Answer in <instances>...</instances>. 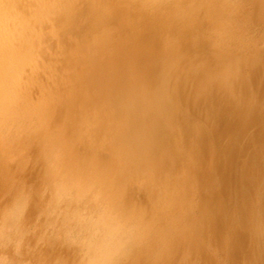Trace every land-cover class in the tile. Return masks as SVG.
<instances>
[{"label": "rangeland", "instance_id": "obj_1", "mask_svg": "<svg viewBox=\"0 0 264 264\" xmlns=\"http://www.w3.org/2000/svg\"><path fill=\"white\" fill-rule=\"evenodd\" d=\"M263 60L264 0H0V264L86 261L99 217L68 205L71 190L53 204L46 168L63 153L77 178L108 174L105 207L140 223L105 264H235L234 248L241 264H264V119L243 145L228 140L251 77L262 87L247 99L264 100V67L248 68ZM226 69L245 84L210 98L215 111L204 97Z\"/></svg>", "mask_w": 264, "mask_h": 264}, {"label": "bare ground", "instance_id": "obj_2", "mask_svg": "<svg viewBox=\"0 0 264 264\" xmlns=\"http://www.w3.org/2000/svg\"><path fill=\"white\" fill-rule=\"evenodd\" d=\"M17 53V52H16ZM191 55V54H190ZM5 56V55H4ZM29 56V55H28ZM158 58V57H157ZM153 61V60H152ZM172 61V60H171ZM160 62V61H159ZM165 62H166V60H165ZM20 63V62H19ZM252 63V62H251ZM261 64V65H260ZM249 65V64H248ZM261 67V68H263L264 67V60H263V62L261 63H259V64H253L251 67H248L249 68V72H250V76H252V74L254 75V71H258V67L259 66ZM166 66V65H165ZM172 66V65H171ZM221 66V65H220ZM226 66V65H225ZM143 67V66H142ZM156 67V66H155ZM173 67V66H172ZM210 67V66H209ZM212 67V66H211ZM241 67V66H240ZM154 68V67H153ZM219 68V67H218ZM164 69V68H163ZM209 69V68H208ZM214 70H216V69H214ZM213 70V71H214ZM264 70V69H263ZM235 72V71H234ZM240 73V72H239ZM165 74V73H164ZM215 74L218 76V78H220L221 79V81L219 80H214V82L213 81H211L210 83H212V84H210L211 86V90H210V92H208V95H206L204 98H208V102L207 103H211V104H209V108L210 109H212V110H217V109H213L215 106H214V104L215 103H213V101H209V99L211 98L212 100H214L216 97H221V95L222 96H224V97H226L227 96V98L228 97H230V95L231 94H233L234 92H235V90H236V88H238L239 87V85H241V83H244L245 84V78L243 79L242 78V75L240 76H238L237 77V75L234 73H232L231 72V70H229V69H226V70H224V71H222V70H219V71H215ZM214 74V75H215ZM188 76V75H187ZM191 76V75H190ZM244 76V75H243ZM249 76V77H250ZM189 77V76H188ZM248 77V78H249ZM208 78V77H207ZM252 79H253V77H251ZM109 79V78H108ZM197 79H198V77H197ZM206 79V78H205ZM215 79V78H214ZM239 79V80H238ZM252 79H250V84H248V86H249V91H248V93H253L254 91L256 92V91H259L258 89L259 88H261L262 86H261V84H259L258 82H255V80H252ZM178 80H180V79H178ZM186 80V79H185ZM207 80V79H206ZM206 80H204L205 82H206ZM212 80H213V78H212ZM179 82V81H178ZM182 81H180V83H181ZM194 82V81H193ZM192 82V78H190V79H187L186 81H185V84H183L182 85V87L185 89V91L187 90V93H188V91H189V89L190 88H193V87H190V83H193ZM249 82V81H248ZM203 83V82H202ZM206 83H208V82H206ZM192 85V84H191ZM209 85V84H208ZM206 86V85H205ZM129 87H131V86H129ZM204 89H205V87H203ZM247 88V87H246ZM132 89V88H131ZM197 89V88H196ZM202 89V88H201ZM210 89V88H209ZM208 89V90H209ZM248 89V88H247ZM205 91H206V89H205ZM183 92H184V90H183ZM198 92H199V90H198ZM204 92V91H203ZM247 92V91H246ZM248 93L246 94V93H243L242 95H241V98L239 99V101H237V103L239 102V103H241L242 104V107L240 108H238V111H237V113H238V117L239 118H237V120H235L236 121V127L234 128V126H233V130L235 131L236 130V132H235V134H233V131L231 130L230 131V139H228L229 140V142L231 143V145H230V148H233V147H236V145L237 144H242L243 142H246V139H245V136H244V131L245 130H247L248 129V127H254L255 126V124H253V123H256V122H258L259 120H261V119H264V107L263 106H261V103L262 102H264V100H258V101H254L253 99H250V97L248 98L250 101H247L248 99H247V97L249 96L248 95ZM197 94H200V92L199 93H197ZM207 94V93H206ZM0 95H1V93H0ZM3 96H4V93H3ZM181 96V95H180ZM185 96V95H184ZM197 96H199V95H197ZM196 96V97H197ZM201 96H204L202 93H201ZM237 97V96H236ZM5 98V97H4ZM3 98V99H4ZM184 98H186V97H184ZM214 98V99H213ZM190 99V98H189ZM196 99H199V100H201V99H203V97H198V98H196ZM195 99V100H196ZM229 99V98H228ZM185 100V99H184ZM218 100V99H217ZM217 100L215 99V101L217 102ZM220 100V99H219ZM10 101V100H9ZM220 101H222V100H220ZM228 101V100H227ZM227 101H224V102H226V105H227ZM192 102V101H191ZM194 102V104H195V101H193ZM192 102V103H193ZM188 103V102H187ZM200 103H201V101H200ZM204 103V102H203ZM206 103V104H207ZM8 104V103H7ZM202 105V104H201ZM204 105H205V103H204ZM229 105V104H228ZM239 105V104H238ZM200 106V105H199ZM206 106V105H205ZM205 106H203V108H202V112H203V114H204V111H206V109H205ZM222 106V105H221ZM221 106H218L217 108H218V110L221 108ZM225 106V105H224ZM176 107V106H175ZM188 107V106H187ZM196 107H198L197 105H196ZM227 107V109L229 108V106H226ZM225 107V108H226ZM195 108V107H194ZM208 108V109H209ZM236 108V107H235ZM222 109V108H221ZM230 110V108L228 109V111ZM191 111V110H190ZM199 111V110H198ZM224 111V110H223ZM223 111L221 110V113L223 114ZM227 111V112H228ZM232 111V110H231ZM230 111V112H231ZM235 111V110H234ZM233 111V112H234ZM25 112V111H24ZM28 112V111H27ZM219 112H220V110H219ZM219 112L217 113L218 115H220L219 114ZM170 113V112H169ZM197 113V112H196ZM207 113H208V115L210 114L209 112H208V110H207ZM213 113V112H212ZM211 113V114H212ZM232 113V112H231ZM195 114V113H194ZM213 114H215V113H213ZM225 114V113H224ZM230 114V113H229ZM19 115V114H18ZM201 115V114H200ZM205 115H206V113H205ZM227 116H228V114H226ZM233 115V114H232ZM9 116V115H8ZM17 116V115H16ZM16 116H15V118H16ZM25 116V115H24ZM32 116V115H31ZM160 116V115H159ZM209 116H211V115H209ZM209 116H207L208 117V119H209ZM217 116V115H216ZM222 116V115H221ZM223 116H225V115H223ZM19 117V116H18ZM23 117V116H22ZM27 117V116H26ZM192 117V116H191ZM235 117V116H234ZM0 118H1V116H0ZM24 118V117H23ZM143 118V117H142ZM146 118V117H145ZM159 118V117H158ZM204 118V117H203ZM215 118V117H214ZM139 119V118H138ZM157 119V118H156ZM201 119H202V117H201ZM200 119V120H201ZM229 119V118H228ZM33 120V119H32ZM205 120H207V118H205L204 119V121ZM209 120H211V119H209ZM26 120L24 119V121H22V122H25ZM34 121V120H33ZM156 121V120H155ZM158 121H159V119H158ZM215 121V120H214ZM206 122V121H205ZM207 122H208V120H207ZM218 122V121H217ZM251 122H252V126H250L251 125ZM264 122V121H263ZM1 123V122H0ZM212 123V122H211ZM210 123V124H211ZM214 123V122H213ZM231 123V122H230ZM22 124V123H21ZM137 124V123H136ZM142 124V123H141ZM207 124V123H206ZM225 124V123H224ZM248 124H249V126H248ZM23 125V124H22ZM33 125V124H32ZM208 125V124H207ZM231 125V124H230ZM33 126H35V125H33ZM13 127V126H12ZM140 127V126H139ZM209 127H211V126H209ZM216 127V126H215ZM214 127V128H215ZM218 127V126H217ZM34 128V127H33ZM205 128V127H204ZM223 128H224V126H223ZM1 129V128H0ZM7 129V128H6ZM14 129V128H13ZM15 129H17V128H15ZM35 129V128H34ZM213 129V128H212ZM218 129V128H217ZM221 129H222V127H221ZM223 130V129H222ZM7 131V130H6ZM9 131V130H8ZM133 131H135V129L133 128ZM224 131H226V130H224ZM12 132V131H11ZM15 132V131H14ZM16 132H17V130H16ZM39 132V131H38ZM3 133V132H2ZM154 133V132H153ZM200 133V132H199ZM218 133V132H217ZM5 134V133H4ZM7 134V133H6ZM5 134V135H6ZM58 134V133H57ZM147 134V133H146ZM232 134H233V136H232ZM263 134L264 133H262V137H263ZM20 135V134H19ZM252 135V134H251ZM13 136V135H12ZM67 136V135H66ZM3 137V136H2ZM5 137H8V136H5ZM4 137V138H5ZM16 137H17V135H16ZM19 137V136H18ZM23 137V136H22ZM203 137V136H202ZM13 138V137H12ZM68 138V137H67ZM211 138V137H210ZM234 138V139H233ZM254 138H256V137H254ZM264 138V137H263ZM8 139V138H7ZM10 139H11V137H10ZM18 139V138H17ZM16 139V140H17ZM46 139V138H45ZM44 139V140H45ZM57 139V138H56ZM192 139V138H191ZM243 139H245V140H243ZM259 139V138H258ZM6 140V139H5ZM51 140V138L49 139V141ZM55 140V139H54ZM208 140V139H207ZM242 140V141H241ZM264 140V139H263ZM12 141H13V139H12ZM46 141V140H45ZM210 141V140H209ZM228 142V141H227ZM9 143H10V141H9ZM45 143V142H44ZM70 143V142H69ZM221 143H223V142H221ZM259 143V142H258ZM192 144V143H191ZM212 144H213V142H212ZM262 144V143H261ZM16 145V144H15ZM149 145V144H148ZM205 145V144H204ZM227 145V144H226ZM229 145V144H228ZM243 145V144H242ZM254 145V144H253ZM258 145V144H257ZM45 146V145H44ZM66 146V145H65ZM145 146V145H144ZM220 146V145H219ZM47 147V146H46ZM64 147V146H63ZM242 147H244V148H246L245 146H242ZM264 147V146H263ZM4 148V147H3ZM16 148V147H15ZM44 148V147H43ZM68 148V147H67ZM80 148V147H79ZM55 149V148H54ZM57 149V148H56ZM55 149V151H57V152H60V151H58V150H56ZM241 149V148H240ZM40 150V149H39ZM46 151V150H45ZM94 151V150H93ZM112 151V150H111ZM148 151V150H147ZM262 151V150H261ZM48 151H46V153H47ZM66 152V151H65ZM138 152V151H137ZM151 152V151H150ZM264 152V151H263ZM6 153V152H5ZM51 153V152H50ZM55 153V152H54ZM68 153H70V152H68ZM243 154L244 152H240V154ZM250 153V152H249ZM45 154V153H44ZM171 154V153H170ZM231 154V153H230ZM230 154L228 155V156H230ZM233 154V153H232ZM231 154V155H232ZM236 154V153H235ZM240 154H238V155H240ZM245 154V153H244ZM47 154H45L44 156H46ZM58 155H60V156H56L55 158H54V156H52V158L50 159V158H48V160H49V163H48V165L49 164H51V168L50 167H47L46 169H47V173L49 174V178L51 177L52 178V190H53V193H54V195H53V198H52V201H53V204L55 205V204H61L62 202H63V198H65V196H63L64 194H65V191H68L71 195V199L67 202L68 203V205H75V207L77 208V209H80V207H84V208H86L87 210H89L90 211V213L91 212H93V215L94 214H96V215H98V217L99 218H97L96 220H94L93 221V224H92V227H90V228H92V230L90 229V231H91V233L90 232H88V233H90V235H88L89 237H87V238H89V240H88V242H90V243H88L87 241L86 242H84L83 240V243H87L86 244V247H85V249L87 250V258H85L86 259V261L85 262H83V264H105L106 262H110V261H114L113 259L115 258V256L116 255H118V254H120L121 253V250H122V248H124L125 247V245H127V244H129L128 242H129V240L131 241L132 240V238L134 237V234H136L137 232H138V230H137V228H138V226H139V224H135L134 225V227L132 226V228H130V227H126V221L128 220V219H130V218H133V219H135V216H132L131 214H133L134 215V213H131L132 211H129L130 209H128V210H122L121 208H123V206L121 207V208H118L117 206H115L114 207V203H112V205L111 206H113L114 208H112V209H109L110 207H108V208H106L105 207V201L107 202V200L108 199H110V198H112V199H115V190H116V188H113V186H111V181L109 180V177L107 176V175H105L104 173L102 174V172L99 170V166H97L96 167V169H94V167H93V169H91L92 171H90V170H88L87 172H89V173H85V172H83L82 173V175H81V177L79 176V173H78V178H77V174H76V171H75V169L74 170H72L71 168L69 169V171H67V167H68V163L67 162H69L68 161V157H69V155L67 154V153H63V154H58ZM100 155V154H99ZM251 155V154H250ZM264 155V154H263ZM51 156V155H50ZM241 156V155H240ZM247 156V155H246ZM245 156V157H246ZM253 156H255L254 154H253ZM47 157H49V156H47ZM100 157V156H99ZM243 157V156H242ZM250 157V156H249ZM252 157V156H251ZM71 158V157H70ZM98 159H100V158H98ZM106 158H104V160H105ZM45 160V159H44ZM66 160H67V162H66ZM91 160V159H90ZM253 160V159H252ZM103 161V160H102ZM241 161V160H240ZM251 161V160H250ZM264 161V160H263ZM120 162V161H119ZM260 162V161H259ZM79 164V163H78ZM118 164V163H117ZM255 164V163H254ZM77 165V164H76ZM103 166V165H102ZM235 166V165H234ZM87 167H90V165L89 166H87ZM108 167V166H107ZM113 167V166H112ZM237 167V166H236ZM101 168V167H100ZM106 168V167H105ZM234 168V167H233ZM233 168H232V170H233ZM103 169V168H102ZM67 171L68 172V174H66V173H64V171ZM79 170H80V168H79ZM78 170V171H79ZM109 170V169H108ZM231 170V171H232ZM243 170V169H242ZM249 170V169H248ZM84 171H85V169H84ZM105 171V170H104ZM231 171H230V173H231ZM43 172V171H42ZM223 172V171H222ZM47 173H46V175H47ZM63 173H64V175H65V177H64V175H63ZM84 173H85V175H84ZM101 173V174H100ZM108 173V172H107ZM233 174H235V173H239L238 171L237 172H235V171H233L232 172ZM240 174V173H239ZM45 175V176H46ZM63 175V176H62ZM231 175V174H230ZM233 176V175H232ZM44 177V176H43ZM63 177V179L61 180V183L59 182L58 183V181H57V178H62ZM235 177H236V174H235ZM21 178V177H20ZM48 178V179H49ZM74 178V179H73ZM111 178V177H110ZM243 178V177H242ZM54 179V180H53ZM227 179V178H226ZM124 180V179H123ZM236 180V179H235ZM49 182H51V181H49ZM48 182V183H49ZM62 182H64V184L67 186V188H65L64 187V185H62ZM124 182V181H123ZM245 182V181H244ZM6 183V182H5ZM111 183V184H110ZM216 183H217V181H216ZM45 184V183H44ZM233 185V184H232ZM46 187V186H45ZM214 187V186H213ZM232 187V186H231ZM234 188H238V187H235V186H233ZM239 187H241V185L239 186ZM144 188V187H143ZM240 189V188H239ZM21 190V189H20ZM67 192V193H68ZM116 193H118L117 191H116ZM237 193V192H236ZM18 194H19V192H18ZM50 194H51V190H50ZM241 194V193H240ZM240 194H239V196H240ZM38 195V194H37ZM15 197V196H14ZM48 197V196H47ZM52 197V196H51ZM18 198V197H17ZM116 198H117V196H116ZM67 199V198H66ZM66 199H65V201L64 202H66ZM238 199V198H237ZM68 200V199H67ZM116 200V199H115ZM228 200H230V199H228ZM245 201V200H244ZM110 202V201H109ZM113 202V201H112ZM12 203V202H11ZM21 203H23V201L21 202L20 201V199L18 198L17 199V202L16 203H13V204H15V208L14 209H11L10 211L12 212H10L9 213V215H8V218L6 217V223H5V225H8L12 220H14V219H17L16 217H17V215H16V212H18L17 210H18V208H21L22 206H20L21 205ZM66 203V204H67ZM108 203V202H107ZM225 204V203H224ZM48 205V204H47ZM54 205H52V209H54ZM229 205V204H228ZM260 205V204H259ZM108 206H110V205H108ZM104 209H103V208ZM198 207V206H197ZM238 207V206H237ZM240 207V206H239ZM261 207V206H260ZM259 207V208H260ZM13 208V207H12ZM69 208V207H68ZM52 209H50V207L48 208V211H51L52 212ZM82 209V208H81ZM262 209V208H261ZM21 210V209H20ZM60 210H61V208H60ZM86 211V210H85ZM246 211V210H245ZM54 212V211H53ZM78 212V211H77ZM86 212H88V211H86ZM243 212V211H242ZM19 213H21L20 211H19ZM195 213V212H194ZM241 213V212H240ZM244 213V212H243ZM239 214V213H238ZM263 214H264V212H263ZM93 215H91V218H92V216ZM233 215V214H232ZM194 216V215H193ZM200 217V216H199ZM86 217H84V218H80V220L81 221H88L87 219H85ZM87 218H89V216L87 217ZM91 218H90V220H91ZM192 218V217H191ZM243 218V217H242ZM20 219V218H19ZM49 219H51V218H49ZM8 220V221H7ZM197 220V219H196ZM234 220V219H233ZM50 221V220H49ZM52 221V220H51ZM59 221V220H58ZM130 222H131V220H129ZM128 221V222H129ZM53 222V221H52ZM78 222V221H77ZM149 222V221H148ZM193 222V221H192ZM202 222V221H201ZM133 223V222H132ZM252 223V222H251ZM51 224V223H50ZM90 224V223H89ZM236 224H238V227H241L244 223H240V221L238 222V223H236ZM13 225H14V222H13ZM133 225V224H132ZM137 225V226H136ZM230 225V224H229ZM244 225H246V224H244ZM251 225V224H250ZM9 226V225H8ZM10 226H12V225H10ZM128 226V225H127ZM129 226H131V223H130V225ZM136 226V227H135ZM173 226V225H172ZM247 226V225H246ZM251 226H253V225H251ZM257 226V225H256ZM12 228V227H11ZM23 228V227H22ZM173 228V227H172ZM14 229V228H13ZM184 229H186V228H184ZM248 229V228H247ZM19 230V229H18ZM259 230V229H258ZM13 231V230H12ZM22 231V230H21ZM20 231V232H21ZM137 231V232H136ZM254 231V230H253ZM260 231V230H259ZM250 233V232H249ZM15 234V233H14ZM60 234V233H59ZM244 234V233H243ZM18 235H20V234H18ZM14 236V235H13ZM15 237V236H14ZM242 237V236H241ZM262 237V236H261ZM135 238H136V236H135ZM91 239V240H90ZM174 239V238H173ZM7 240V239H6ZM263 240H264V238H263ZM5 241V239H3V242ZM52 241V240H51ZM134 240H132L130 243H132ZM152 241V240H151ZM6 245V244H5ZM9 245V244H8ZM82 246V245H81ZM83 247H84V245H83ZM129 247V246H128ZM236 247H238L237 245H236ZM83 250H84V248H82ZM125 249V248H124ZM85 250V251H86ZM233 250V249H232ZM234 252H233V255H234V257H235V259L236 260H232V261H235V264H241V261L243 260V258L245 257H243L242 256V254H240L239 253V251H238V248H234V250H233ZM31 252V251H30ZM245 253V252H244ZM262 255V254H261ZM86 257V256H85ZM135 257V256H134ZM249 257V256H248ZM225 258V257H224ZM227 260V259H226ZM261 260V259H260ZM237 262V263H236ZM239 262V263H238ZM243 263V262H242ZM251 263V262H250ZM111 264V263H110ZM229 264H231V263H229ZM256 264H260L259 262H257Z\"/></svg>", "mask_w": 264, "mask_h": 264}]
</instances>
